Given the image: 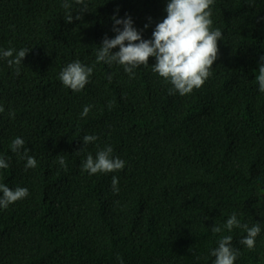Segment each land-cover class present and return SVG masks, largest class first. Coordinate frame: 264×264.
Here are the masks:
<instances>
[{
    "label": "trees",
    "instance_id": "1",
    "mask_svg": "<svg viewBox=\"0 0 264 264\" xmlns=\"http://www.w3.org/2000/svg\"><path fill=\"white\" fill-rule=\"evenodd\" d=\"M85 3L89 11L76 20V0H0V51L30 50L19 75L0 56V158L9 165L0 184L29 192L0 208V264H121L117 256L123 264H213L226 235L239 250L234 264H264V93L255 80L264 0H214L218 57L203 86L183 96L169 94L171 83L152 71L155 57L134 75L96 62L105 36L116 35L113 15L130 16L148 40L168 0ZM75 60L93 67L79 92L59 80ZM84 135L98 139L83 148ZM17 137L35 168L11 151ZM106 146L125 167L83 171L86 156ZM233 213L241 224L259 222L252 250L239 243L242 228L212 232Z\"/></svg>",
    "mask_w": 264,
    "mask_h": 264
},
{
    "label": "clouds",
    "instance_id": "2",
    "mask_svg": "<svg viewBox=\"0 0 264 264\" xmlns=\"http://www.w3.org/2000/svg\"><path fill=\"white\" fill-rule=\"evenodd\" d=\"M82 5L76 20L82 19V14L89 11L85 0H76ZM214 0H168L165 11L166 17L156 24L152 32V38L145 40L140 31L133 26L130 16L117 18L112 16V31L116 33L114 38H105L96 51V62H104L108 65L114 62L123 66L126 73L134 75V69L139 66H148L150 57H155L156 63L152 66V71L157 73L165 81L170 82L172 88L169 94L178 93L183 96L190 94L194 89L203 86L207 78L211 75L210 69L218 57L219 40L223 39V33L219 28L213 29L211 19V5ZM66 10L71 8L67 2L62 4ZM118 11V10H117ZM65 21L71 23L73 15L68 12L64 17ZM122 25V28L120 27ZM149 25L146 24L145 28ZM127 42V44H125ZM138 42V43H137ZM119 48L113 52L112 49ZM30 50L22 48L20 50L9 48L0 51V56L7 59L10 67L15 66V71L19 75V66ZM255 80L258 83L259 91L264 93V56L260 58ZM93 72V67L82 64L79 60L68 63L59 73V80L62 84L73 90L81 91L89 81ZM92 106L87 105L81 112V117H86ZM4 107L0 105V113ZM9 115H13L9 113ZM98 138L95 135H84L82 138L83 148L89 143L95 142ZM24 140L15 138L10 145L11 151L17 153L20 159L26 160L25 169L35 168L37 161L33 156L28 155L29 149L24 147ZM80 149L77 152L83 150ZM21 149L23 152L21 153ZM113 149L106 146L96 152L95 158L91 153L82 162V170L89 175L97 173H112L122 170L125 161L119 157H113ZM61 167H66L63 156L59 158ZM9 165L4 158H0V169H6ZM111 187L113 192H118V178L112 177ZM29 195L28 189L24 187L9 188L6 184H0V208L7 209L10 204L26 198ZM233 228H242L246 232L239 243L249 250L255 247L256 237L261 232L259 222L249 226L241 224L236 213H233L221 227L215 225L211 228L214 234L221 233L223 229L229 232ZM232 236H222L217 241V247L211 251L215 257L213 264H234L239 255V250L232 246ZM117 259H122L117 256Z\"/></svg>",
    "mask_w": 264,
    "mask_h": 264
}]
</instances>
